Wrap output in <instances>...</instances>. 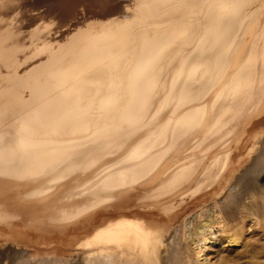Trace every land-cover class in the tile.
Listing matches in <instances>:
<instances>
[{"label":"bare ground","instance_id":"bare-ground-1","mask_svg":"<svg viewBox=\"0 0 264 264\" xmlns=\"http://www.w3.org/2000/svg\"><path fill=\"white\" fill-rule=\"evenodd\" d=\"M245 228L264 0H0V264H221Z\"/></svg>","mask_w":264,"mask_h":264},{"label":"rangeland","instance_id":"rangeland-1","mask_svg":"<svg viewBox=\"0 0 264 264\" xmlns=\"http://www.w3.org/2000/svg\"><path fill=\"white\" fill-rule=\"evenodd\" d=\"M240 232L242 243L247 240L245 246L237 245L227 251V259L221 264H264V243L259 242V238L264 237V231L261 228L256 231L245 228Z\"/></svg>","mask_w":264,"mask_h":264}]
</instances>
